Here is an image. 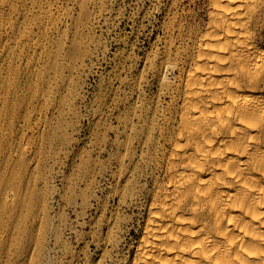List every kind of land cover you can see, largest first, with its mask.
<instances>
[{
	"label": "rangeland",
	"instance_id": "1",
	"mask_svg": "<svg viewBox=\"0 0 264 264\" xmlns=\"http://www.w3.org/2000/svg\"><path fill=\"white\" fill-rule=\"evenodd\" d=\"M208 9L0 0V264H131L153 180L134 138L154 127L160 140L171 117L160 79L180 72L164 64L184 66Z\"/></svg>",
	"mask_w": 264,
	"mask_h": 264
},
{
	"label": "bare ground",
	"instance_id": "2",
	"mask_svg": "<svg viewBox=\"0 0 264 264\" xmlns=\"http://www.w3.org/2000/svg\"><path fill=\"white\" fill-rule=\"evenodd\" d=\"M208 4L184 66L164 64L180 72L160 79V140L154 127L134 138L153 180L131 264H264V0ZM125 184L127 203L134 173Z\"/></svg>",
	"mask_w": 264,
	"mask_h": 264
}]
</instances>
